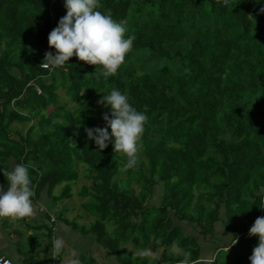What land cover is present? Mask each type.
<instances>
[{
  "label": "trees",
  "instance_id": "obj_1",
  "mask_svg": "<svg viewBox=\"0 0 264 264\" xmlns=\"http://www.w3.org/2000/svg\"><path fill=\"white\" fill-rule=\"evenodd\" d=\"M100 4L136 37L118 74L107 79L75 56L63 68L39 66L45 52L55 54L47 37L66 14L64 0H0V170L27 165L33 199L46 192L51 211L71 197L76 165H83L77 193L94 220L71 224L119 264H158L127 245L140 252L176 246L201 264L200 241L171 215L212 238L209 264H250L252 251L234 247L264 216V0ZM112 88L138 110L147 106L134 169L124 167L111 142L100 151L85 132L106 127L102 115L110 109L97 101ZM60 184L68 189L54 196ZM0 185L7 186L2 172ZM218 225L230 237L231 262L223 248L229 244L215 238ZM181 259L182 252L165 255L163 263Z\"/></svg>",
  "mask_w": 264,
  "mask_h": 264
},
{
  "label": "clouds",
  "instance_id": "obj_2",
  "mask_svg": "<svg viewBox=\"0 0 264 264\" xmlns=\"http://www.w3.org/2000/svg\"><path fill=\"white\" fill-rule=\"evenodd\" d=\"M229 3L230 0H223L225 6ZM101 7L100 0H64L66 14L47 37L48 47L55 49V54L45 52L39 66L49 70L63 68L69 66L67 62L75 56L78 61L95 66V72L105 79L117 75L118 69L133 50L136 37L129 34L124 21H116L110 13L100 11ZM97 103L110 111L102 115L106 127L85 128L88 140L94 141L100 151L111 142L113 152H119L125 157L124 167L136 168L149 119L147 106L138 110L130 103L129 95L116 88L103 95ZM0 172L7 181L6 188L0 185V218H33L36 214L33 203L35 192L29 167L16 164ZM248 235L258 238L249 257L250 264H264V216L255 219ZM63 247V240L56 238L55 250L60 252ZM177 252L183 253L179 264H197L192 259L191 251L177 248Z\"/></svg>",
  "mask_w": 264,
  "mask_h": 264
},
{
  "label": "crops",
  "instance_id": "obj_3",
  "mask_svg": "<svg viewBox=\"0 0 264 264\" xmlns=\"http://www.w3.org/2000/svg\"><path fill=\"white\" fill-rule=\"evenodd\" d=\"M33 203L36 214L31 219L0 218V257H4L12 264H24L26 258L36 259L40 264H119L92 235L80 232L78 228L66 221V217L55 218L56 215L52 213L54 210L48 211L50 199L46 192L35 197ZM47 214L48 217L55 215L54 220L49 221ZM66 214H68L67 211H65ZM80 214L84 215L82 219L79 217ZM62 216L64 214H61ZM76 217L84 223L76 224L80 227H86L85 217L86 219L92 218L84 211L76 214ZM223 234L228 235L224 232ZM56 238H61L64 242V247L60 252L54 248ZM243 238H240L236 244L240 245L242 241L244 243L246 240ZM241 249L243 250L242 245H240V251ZM127 250L132 249L127 248ZM201 250L204 258V250L202 248ZM137 252L140 253V251Z\"/></svg>",
  "mask_w": 264,
  "mask_h": 264
},
{
  "label": "rangeland",
  "instance_id": "obj_4",
  "mask_svg": "<svg viewBox=\"0 0 264 264\" xmlns=\"http://www.w3.org/2000/svg\"><path fill=\"white\" fill-rule=\"evenodd\" d=\"M76 168L78 170V179L76 182L74 183H70L69 185V188L71 189V197L70 198H67V199H63V200H60V201H56L55 203V208L53 209L54 211L52 212L53 214L59 216L58 214L59 213H62L64 214V216H62V219L64 217H66V219L71 223V221H75L76 224H84L83 221L81 220L84 215L83 214H80L79 217H81V219H76V214L78 213H81L82 210L80 209L81 207V203L83 200L80 199V197L78 196V193L80 191V188L81 186L84 184L85 180L83 178V175L86 173L85 171V167H83V165H76ZM121 177H124V175H120ZM68 189L67 187L64 188V185L63 184H60L59 186H57L54 191H53V195L54 196H57L59 195L61 192H63L64 190ZM65 211L68 212V214L65 215ZM172 219H173V223L174 225H177L179 227H182L183 228V231L186 235H189L191 237H196L199 241H200V244L202 245V249L204 250V259L202 260L203 262H201V264H209V261L212 257V254H213V243H212V238L210 236H207V237H202L198 234L197 230L192 227L190 224L188 223H181L179 222L178 220H176L173 215H171ZM94 220V218H87L86 217L84 218V221L87 222V224L85 225L86 227H88L90 224L89 222L91 223L92 221ZM111 226L109 225L108 226V229L110 228ZM216 233L218 234L217 237L215 236V238H217L218 240L220 241H223V243L225 244H229L227 247H224L223 248L225 250H228L229 252V255H230V261H233L234 259V255H233V248H230V237L227 235L225 236V234H223L222 232V226L218 225L216 227ZM246 240L243 241L242 240ZM241 241V244L243 246V250L240 251V245H235L234 247V251H236L237 253L239 252H245V251H252V249L257 245L258 243V238L253 236V237H249V236H245ZM248 239V240H247ZM127 248L129 249H132L131 250V253L134 254L133 252H137L138 250L140 249H137V248H134L133 246L131 245H128ZM140 253H144L147 255V257L150 259V260H153L155 259L156 263L158 264H165L163 263V258L165 255H174V254H177V247L174 246V247H171V248H152V245L148 246L145 250L141 251ZM180 253V252H179ZM223 256H221L222 258ZM245 263V261H244ZM245 264H248V263H245Z\"/></svg>",
  "mask_w": 264,
  "mask_h": 264
},
{
  "label": "built area",
  "instance_id": "obj_5",
  "mask_svg": "<svg viewBox=\"0 0 264 264\" xmlns=\"http://www.w3.org/2000/svg\"><path fill=\"white\" fill-rule=\"evenodd\" d=\"M0 264H12L9 260L4 257H0Z\"/></svg>",
  "mask_w": 264,
  "mask_h": 264
},
{
  "label": "water",
  "instance_id": "obj_6",
  "mask_svg": "<svg viewBox=\"0 0 264 264\" xmlns=\"http://www.w3.org/2000/svg\"><path fill=\"white\" fill-rule=\"evenodd\" d=\"M210 263V262H209Z\"/></svg>",
  "mask_w": 264,
  "mask_h": 264
}]
</instances>
